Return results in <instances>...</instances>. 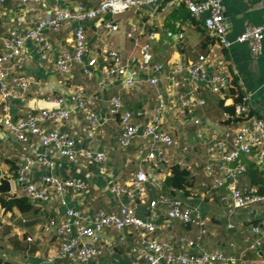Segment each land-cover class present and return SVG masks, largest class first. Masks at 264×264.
I'll return each mask as SVG.
<instances>
[{
	"label": "crops",
	"instance_id": "crops-1",
	"mask_svg": "<svg viewBox=\"0 0 264 264\" xmlns=\"http://www.w3.org/2000/svg\"><path fill=\"white\" fill-rule=\"evenodd\" d=\"M194 1L199 3L204 0ZM99 2L68 0L66 4L94 8ZM221 2L230 40H235L248 26L263 25L264 0ZM54 4L55 0H50L48 4L30 3L26 7L11 1L0 4V53L4 52L5 42L14 32L33 28L51 11ZM204 17L197 19L185 6L170 7L166 1H159L142 8H131L119 15H107L105 20L119 26L117 32L102 31L98 21L87 23V60H98L92 76L87 75L84 65L75 63H71L67 75H60L56 70L61 55L74 53L75 25L63 26L58 31L50 28L42 31L50 44L46 58L42 57L37 44L32 41L25 44L22 55L13 65L14 69L10 70V76L24 75L32 84L21 100L11 102L12 115L19 118L45 109L64 108L70 115L68 121L46 123L44 126L48 130L76 132L81 139L80 149L104 153L107 161L94 162L80 156L77 162H71L54 150L50 151L49 156L54 158L53 175L61 179H80L87 186L86 190L68 189L63 195L65 205L50 190L51 200L39 202L27 214L16 209L6 211L0 206L2 258L13 264H49V258L54 259L51 264H78L56 258L60 250L59 240L53 229L48 232L44 229L48 220L63 217L68 208L82 216H92L98 212H116L122 205H132L141 218L154 220L162 226L168 207L158 204L155 209H151L150 203L159 202L161 196L168 195L164 189L167 173L171 166L184 161L195 185L188 198L182 194H178V197L209 221L208 234L197 250L218 248L225 255L237 258V264H244V261L246 264H264V248L260 253L248 250L249 245L258 238L252 228L257 225L264 228V203L234 210L230 202L224 199L228 196L226 189H213L204 174V168L210 162L207 152L209 144L223 139L228 132H236L247 121L237 120L220 107V102H224L225 107L233 104L228 90L230 77L238 80L244 92V113L251 118H264V41L262 54L257 57L245 44L223 48L207 34L203 26ZM133 29H137V32L133 38H129ZM150 34H155V40L151 42L153 61L163 67L160 81L157 86L150 85L146 82L148 76L144 74L137 77L133 87L127 89L122 78L107 75L105 68L112 63L108 55L116 51L122 65L138 67L141 63L139 45L150 41ZM200 61H204L210 78H225L220 93H214L207 82L194 80L187 72L189 66ZM176 82L179 83L178 88L174 86ZM162 92L168 103L163 126L173 134L175 146L163 150L167 158L165 163L157 162L145 169L150 180L146 184L148 193L144 202L117 196L111 192L112 184L115 181L127 182L139 169L137 149L141 140L126 150L118 146L116 139L121 126L118 117L110 113V100L120 98L127 110L144 112V115L135 118V122L142 125L155 117L157 97ZM81 93L87 107L103 120V131L96 133L89 128L84 112L73 100L76 94L79 96ZM50 96L63 98L64 102L59 105ZM179 96L193 105L189 108ZM2 117L0 104V158L4 159L0 162V170L6 178L14 180V171L6 161H16L20 168L18 159L22 153L35 157L36 154L44 153L45 149L36 137L27 144L18 142L3 128ZM257 152L255 150L251 156L240 158L247 168L240 187H254L264 196V169L258 165ZM49 172L48 168L36 163L28 174L29 181L41 189L44 187L43 177ZM12 195H23L20 185L13 184ZM197 232L198 228L194 226L174 222L169 230L161 228L157 237L177 247L180 237H194ZM120 235L116 230L106 228L101 234L103 253L89 264H135L130 245L123 244ZM130 237L129 241L132 242L133 236Z\"/></svg>",
	"mask_w": 264,
	"mask_h": 264
},
{
	"label": "built area",
	"instance_id": "built-area-1",
	"mask_svg": "<svg viewBox=\"0 0 264 264\" xmlns=\"http://www.w3.org/2000/svg\"><path fill=\"white\" fill-rule=\"evenodd\" d=\"M8 1L26 7L30 3L48 4L50 0H0V4H5ZM67 1L55 0L51 11L42 17L33 28H28L20 33L14 32L6 40L4 52L0 53L2 126L18 142L27 144L31 138L36 137L45 149L44 153L36 154L35 157L32 154L22 153L18 159L20 164L18 176L11 180L13 184L21 186L22 196H26L33 205L39 202H49L51 200L50 190L65 205L63 195L68 189L84 191L87 187L80 179H61L53 175L51 170L54 167V158L49 156L50 151L54 150L60 157L71 162H77L80 156L94 162L107 161V156L104 153L80 149L81 139L76 132L48 130L44 126L46 123L68 121L70 115L64 108L45 109L19 118L12 115L11 102L21 100L32 82L24 75L11 77L10 70L11 68L14 69L13 65L20 58L25 44L29 41L37 44L42 57L46 58L50 44L42 34L45 28L58 31L63 26H76L74 53H64L57 60L56 70L60 75H67L70 72L71 63L84 65L85 72L89 76L93 75V68L98 66L96 58L87 60L89 56L87 23L98 21L102 31L117 32L119 26L114 22L105 20L107 15H119L131 8H142L159 1H166L170 7L185 6L197 19L208 14L203 19V26L207 34L223 48H230L234 44H245L254 57L261 55L263 50L264 23L261 26H248L235 40L228 38L221 0H204L199 3L194 0H100L98 6L94 8L82 4L67 5ZM136 32L137 29H133L128 35L129 38H133ZM148 38L150 41L139 45L141 63L138 67L129 68L122 65L119 53L110 52L108 58L112 63L105 68L107 75L122 78L123 85L127 89L133 87L137 82V77L144 74L148 76L146 80L148 84L157 86L163 67L153 61L151 42L155 40V34H150ZM138 42L139 40L136 41L137 45ZM186 70L194 80L207 82L214 93H220L224 88L225 78L222 76L210 78L204 61L197 62ZM174 86L178 88L179 83H174ZM82 93L73 97L74 102L84 112L91 131L96 133L103 131V120L99 114L87 107ZM179 97L189 105L183 96ZM49 98L55 100L59 105L64 102L63 98L55 99L53 96ZM157 100L155 117L142 125L136 123L135 118L144 115V112L135 113L127 110L120 98L110 100V113L112 116L118 117L121 126V131L116 139L118 146L126 150L131 148L137 140H141L137 149L139 169L128 178L127 182L115 181L112 184L111 192L117 196L144 202L148 193L146 184L150 180V175L145 169L157 162L165 163L167 158L163 150L175 146L173 134L163 126V119L168 110L167 98L162 92L158 94ZM191 105L193 104L188 107L190 108ZM237 112L238 114L244 113V108L238 106ZM197 123L199 122L197 121ZM255 150H258V165L264 169V118H249L236 132H228L223 139L208 146L207 152L210 162L205 166L204 174L209 179V184L213 189H226L228 196L224 199L230 202L234 210L247 209L264 203V196L260 195L256 188L243 189L240 187L241 178L247 171L246 166L240 162V158L251 156ZM36 163L50 170L48 175L43 177L44 187L41 189L30 182L28 178V174L32 172ZM177 165L187 168L184 161L178 162ZM170 174L171 171L169 170L168 177ZM158 204L168 207L166 219L162 226L154 220L141 218L137 214L135 206L122 205L116 212H98L92 216H82L76 210L68 208L63 217L48 220L44 229L47 232L53 229L59 240L60 250L56 258L78 264H89L102 255L104 247L101 242V234L106 228L116 230L121 234V242L130 245L135 264L238 263L237 258L225 255L218 248L197 250L208 234L209 221L201 217L183 199L178 196L164 195L160 197L159 202H151L150 208L155 209ZM174 222L194 226L198 228V232L194 237H180L177 247L170 241L158 239L157 232L161 228L171 229ZM252 232L258 238L249 245L248 250L260 253L264 248V228L257 225L252 228ZM130 236H133L132 242L129 241ZM47 262L51 264L54 259L49 258ZM242 263L246 264L245 261Z\"/></svg>",
	"mask_w": 264,
	"mask_h": 264
},
{
	"label": "trees",
	"instance_id": "trees-1",
	"mask_svg": "<svg viewBox=\"0 0 264 264\" xmlns=\"http://www.w3.org/2000/svg\"><path fill=\"white\" fill-rule=\"evenodd\" d=\"M229 94L233 99V104L231 106L225 107L224 102H220V107L222 110L227 112L232 117L237 118V120H248L251 118L245 113L238 114L236 113L238 106H243L245 95L239 85L238 80L235 77H230L229 80ZM8 164L11 165L12 170L14 171V176H18V167L16 161L7 160ZM171 174L167 178L164 189L166 193L175 197L178 194H182L185 198L190 196V191L194 187L195 182L191 172L187 168H182L179 165H173L170 168ZM2 172L0 170V176ZM0 206H2L6 211L17 210L22 214H27L33 211L34 205L30 203L29 199L26 196H17V195H1L0 196ZM0 264H13L12 262L5 260L0 256Z\"/></svg>",
	"mask_w": 264,
	"mask_h": 264
},
{
	"label": "water",
	"instance_id": "water-1",
	"mask_svg": "<svg viewBox=\"0 0 264 264\" xmlns=\"http://www.w3.org/2000/svg\"><path fill=\"white\" fill-rule=\"evenodd\" d=\"M108 17H111V14H109ZM12 194H13V183L10 179L6 178L2 174L0 176V196L1 195H12Z\"/></svg>",
	"mask_w": 264,
	"mask_h": 264
},
{
	"label": "rangeland",
	"instance_id": "rangeland-1",
	"mask_svg": "<svg viewBox=\"0 0 264 264\" xmlns=\"http://www.w3.org/2000/svg\"><path fill=\"white\" fill-rule=\"evenodd\" d=\"M5 157H7V155H5ZM3 160H4V159H1V158H0V162L3 161Z\"/></svg>",
	"mask_w": 264,
	"mask_h": 264
}]
</instances>
